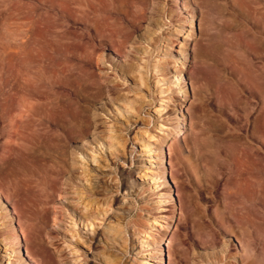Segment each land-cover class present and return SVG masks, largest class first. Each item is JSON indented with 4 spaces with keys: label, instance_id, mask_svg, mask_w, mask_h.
<instances>
[{
    "label": "rangeland",
    "instance_id": "rangeland-1",
    "mask_svg": "<svg viewBox=\"0 0 264 264\" xmlns=\"http://www.w3.org/2000/svg\"><path fill=\"white\" fill-rule=\"evenodd\" d=\"M5 1L0 264H264V0H145L125 47L87 40L91 64L70 58L81 32L40 7L57 37L9 76L22 58L5 49ZM40 76L53 91L27 94ZM69 88L94 97L78 108Z\"/></svg>",
    "mask_w": 264,
    "mask_h": 264
},
{
    "label": "bare ground",
    "instance_id": "bare-ground-1",
    "mask_svg": "<svg viewBox=\"0 0 264 264\" xmlns=\"http://www.w3.org/2000/svg\"><path fill=\"white\" fill-rule=\"evenodd\" d=\"M173 1L177 2V0H173ZM5 2L6 4H5V17H4L5 18L4 19L5 20L4 31H5V38L7 41L6 42L7 45L5 49L8 52H11L12 47H13L12 45L13 44L16 45L17 49L19 50L18 52H20L19 56L22 58V60L19 62L17 61V63H14V62L7 63V69H6L7 75L10 74L13 68H21L23 66L27 67L29 64H31L35 60V58H37V49L35 48L37 46V40L47 37V36L57 35L56 31H53L52 29L55 26L58 27V25L52 18L42 17L39 13L40 7H45L49 9L50 11L54 10L59 17H62L66 23L63 28L64 30L69 29V30H72L73 32L75 31H78V33L81 32V34H78L76 32L80 36L79 37L74 36V38L70 41L69 46H71L70 48L72 49H78L81 51L79 55L78 54L74 55L71 53L70 58L71 59L75 58L78 62L82 64H91L92 62V55L91 53L88 52V48L94 47V45L91 43L88 44L87 40L89 41L91 40L92 43H95L98 46L102 44H106L107 46H114L117 48L123 47L126 43L127 37H125L126 36L125 26H123L122 22L127 23V26L130 32H135L137 28L139 27V24L141 23V21L145 18L144 10L146 7V4H144L145 0H6ZM128 4L135 13L134 17L132 18H130L129 15L124 10V7H126ZM61 28L62 27H60L59 29ZM53 40L56 41V39H53ZM10 43H12V45H10ZM59 52L68 53L67 51H63V50ZM116 52L118 53V50H116ZM177 53H181V51L179 50V52ZM184 57L185 56H183V60L185 59ZM95 60H96L95 63L102 61L101 55H96ZM126 65L128 66L127 63L125 64V66ZM158 67L159 65H153L155 74L159 71V70L157 71ZM143 68H145V65ZM127 70L129 71L130 67H128ZM78 80H75V81H78ZM38 81H39V84L37 85V87L32 88V89H30L29 87L27 88L26 90L27 94L28 93L33 94L35 97L40 96L44 88H49L52 90L53 87L55 86L54 81L56 82V80L51 79L49 77H45V76H40ZM139 81L141 85L146 86V80L143 75L139 76ZM45 84L46 86H44ZM96 88L99 90L100 84ZM180 88L182 89V91L183 90L185 91V89H183L182 86H180ZM83 91L86 92L85 90ZM84 92L79 94L77 90L73 88H69V94L71 96V98H69V103L75 104L76 107L78 108L80 107V105L81 107L86 105L90 100L93 99L94 95H90L89 93L91 92L86 93V94ZM96 93L102 94V93H99V91H96ZM30 104H35V103L32 102ZM30 104L28 103L29 106ZM58 108H59V103L57 100H54V102H52V109L58 110ZM30 109L32 111L35 110V108L33 109V107ZM54 110H51L46 115L41 117L42 119L41 122H45L49 124L50 126H57L58 123L53 119L52 111ZM181 123L182 122H181L180 116L175 115V123H174L175 128L173 131V134L175 133L174 135L181 133L177 129L179 126H181ZM160 129H164V128L160 126ZM109 147L111 149V147L113 146L109 145ZM143 149H147V148L144 147ZM179 149H180L179 146L178 148L176 147V150H179ZM160 154L162 155L161 150H160ZM83 177H84L83 178L84 182L88 183L90 177L88 179V176L85 171L83 172ZM159 184L160 183H158L157 181H154L153 185H159ZM55 192L58 194L59 189H56L55 187L51 186L50 192L48 193L49 195L46 196V198L49 199L51 194L53 195V193L55 194ZM64 192L65 191H63V193ZM25 227L27 231L33 230L29 222H26Z\"/></svg>",
    "mask_w": 264,
    "mask_h": 264
}]
</instances>
